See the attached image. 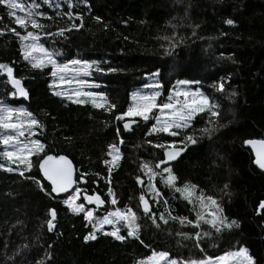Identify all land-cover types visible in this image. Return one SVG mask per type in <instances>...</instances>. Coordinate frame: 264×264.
I'll return each mask as SVG.
<instances>
[{
  "label": "trees",
  "instance_id": "obj_1",
  "mask_svg": "<svg viewBox=\"0 0 264 264\" xmlns=\"http://www.w3.org/2000/svg\"><path fill=\"white\" fill-rule=\"evenodd\" d=\"M69 1L71 7L65 5ZM64 8H70L72 20L63 22L56 10L45 8L50 15L40 18L45 26L41 42L60 51V61L75 55L93 60L89 79L116 108L98 109L91 101L77 104L66 96L55 95L54 87H50V66L33 69L23 59L21 41L8 31L0 35V63L13 69L29 96L27 100L13 97L7 72L0 69V101L31 112L42 125L34 129L33 138L46 145L47 154L69 157L76 168V179L87 174L86 183L78 181V186L106 199L104 207L93 208L98 215L111 207V187L117 199L114 209L127 206L136 212L139 238L128 237L121 224L120 234L126 237L123 241L107 235L109 231L99 230L95 231L96 239L85 241L84 237L94 229L83 213L74 214L63 204L69 193L54 199L42 192L30 178L41 176L36 157L31 158L33 168L25 170L3 155L11 147L0 144V264H136L153 251L191 260L216 257L241 246L249 249L257 264H264V210L257 213L264 200V172L254 166L253 155L245 144L248 138H264V0H64ZM78 16L83 17L82 27L65 31L63 36L55 35L73 23L80 24ZM0 17V27H16L23 34L2 5ZM227 19L234 24L228 25ZM173 36L177 43L170 48L169 41L163 38ZM97 67L105 71L98 72ZM108 68L118 71L108 72ZM155 70L164 93L179 79L198 81L206 94L221 105L218 124L224 127L212 138L203 137L196 145L188 146L170 166L179 178L178 186L187 182L198 186L197 195L202 190L213 196L224 209L223 215L229 222L236 220L238 228L217 232L206 223L194 229L178 220L168 219L164 224L158 218L154 224L143 213L139 201L142 192L157 217L160 213L167 217V209L172 216L195 220L192 205L179 193L165 188L158 177L154 183L167 204L163 200L154 204L147 187L136 181L139 175L147 183L140 170L142 161L156 164L164 159L162 150L153 145L173 139L166 134L146 135L157 111L150 114L148 122L141 117H125L137 122L131 131L124 130L125 120L116 119V115L126 112L130 94L144 81L143 76ZM221 78L227 80L223 94L212 87ZM232 92L236 94L230 97ZM206 119L197 117L199 122L194 127H203ZM184 135L182 132L176 138L177 147H181ZM149 139L153 145L147 143ZM114 143L122 159L109 177L103 161L110 159L108 146ZM9 167L15 170L8 171ZM50 209L57 211L53 231L46 223ZM111 228L105 226L107 230ZM196 232L201 233L199 244Z\"/></svg>",
  "mask_w": 264,
  "mask_h": 264
},
{
  "label": "snow or ice",
  "instance_id": "obj_2",
  "mask_svg": "<svg viewBox=\"0 0 264 264\" xmlns=\"http://www.w3.org/2000/svg\"><path fill=\"white\" fill-rule=\"evenodd\" d=\"M45 3L50 4L51 0H44ZM87 3V0H84ZM0 5H4L7 9L6 15L9 18L14 19L15 25L24 30L25 34L17 31L16 27L5 25L0 27V35H4L5 31L13 33L21 41V49L23 53V59L28 61L33 69L43 70L49 65L51 66V76L54 78L50 87H55L57 82L70 84L75 82L77 87L70 93L65 94L61 91H56L54 94L57 96H65L70 101L77 104H85L91 101L93 107L98 109H106L111 111L116 108L114 103H109L107 97L103 92L84 91V88L91 87L89 82L84 79H80V75L90 76L93 63L87 60H70L67 63H58L57 57L62 55L55 50H49L43 43H40V36L35 31H29L28 27L31 25L32 29H43L45 26L38 22L37 17L44 16L45 13L40 11L41 5L32 0L30 4L20 3L19 0H0ZM71 7V4L69 5ZM17 10L23 15H18ZM69 19L72 18V14L68 13ZM78 15V14H77ZM81 23H73L68 29H60L55 35L63 36L65 31H72L83 26V17L78 16ZM51 19V17H49ZM97 21L100 20L96 17ZM3 21V17H0V22ZM228 25H233L232 19L225 21ZM45 35H53L52 33H45ZM166 41H169V47L174 48L176 46L175 37H164ZM180 43L183 42V38H180ZM0 69H4L10 79L11 84L14 86L15 91L11 92L13 97L19 95L21 97H27L28 92L21 85V80L13 76V69L6 64L0 63ZM96 71L103 72L105 69L96 68ZM108 72H116V68L106 69ZM71 75V79H69ZM155 75V74H153ZM58 78V80H57ZM180 85H188L189 81H179ZM226 78H221L220 81L215 82L212 87L221 94L225 91ZM97 87H99L97 85ZM152 88L150 94H142L140 92L133 94V104L128 108L126 112L116 115V119L123 121L125 117H141L144 121H150V114L154 110L159 112V115L154 116L155 123L152 124L147 136H160L166 134L168 137L173 138L171 142H160L153 145V141L149 139L148 144L153 147L162 150L164 159L159 160L158 163L152 164L148 161H142L140 164V170L147 177V192L151 194L152 202L154 204H160L163 200L164 204L168 201L163 199V193L157 184L154 183L156 178H159V183H162L165 188L172 189L175 193H179L180 196L192 205V210L195 211V220H191L188 217H176L172 216L171 212L166 209L167 217L165 213H160L157 217L156 212L153 210L146 199V194L141 193L139 197L140 204L142 205V211L146 216H149L154 224H156L157 218L163 221L164 224L168 223V219L174 221L178 220L181 225H192L193 228H199L202 223H206L212 226L217 232L223 229H231L233 227H239L236 220L229 222L227 217L223 215L224 209L220 203L213 197L207 196L200 190V194L197 195L198 186L184 183L182 186H178V176L173 172L170 162L175 161L181 153L190 145H196L203 137L212 138V136L219 131L224 125L218 124L220 113L222 111L221 105L216 101L215 97H210L205 94L200 88L195 91L185 90L180 88L175 90L174 93L169 94V102L158 103V97L161 96L160 89L163 87L160 83L146 86ZM236 93L232 92L231 96ZM229 97V98H230ZM182 98V99H181ZM104 101V103H98L97 101ZM197 117H207L204 122V126L201 128H195L194 124L198 123ZM15 120V122H13ZM133 124H137L135 120L131 122H125L123 128L125 131H131ZM138 126V125H137ZM40 121L33 116V114L27 109L13 108L7 106L3 101H0V129L11 130L15 134H0V144L11 146L12 151H5L3 155L13 164H19L25 168V170H31L33 168L32 157L35 156L37 160L38 172L42 175L37 179L36 177H30L35 180L40 190L45 192L52 198H57L60 194H68L71 189V194L67 195V199H64L63 204L67 205L68 209L74 214H84V219L90 224H93V232L85 236V241L96 239L95 231L98 229L103 231L105 224L113 225L114 230L110 233H106L114 237L117 240L123 241L126 239L124 235L120 234V227L118 225L123 224L127 229L128 237H138L140 225L137 223L136 212L130 208L125 207L123 210L115 208L113 211H107L103 217H96L95 210L85 205L95 204L96 208H100L106 203V199H102L97 193L88 194V189H81L78 186L79 182L85 181V175L83 174L73 178V166L70 160L66 156L59 155L54 156L47 154L46 145L40 140L33 138L36 133L34 129L41 128ZM25 132L28 136L25 137ZM120 130L117 129V135L119 136ZM185 133L182 139H180L181 147L177 148L176 138L181 136V133ZM19 137H25V140H20ZM120 143L123 144V140L120 139ZM245 144L252 145L256 152V158L254 163L262 170H264V140H247ZM109 151L107 156L110 159H105L103 163L108 167L109 177L111 176L114 167H119V161L122 159V153L117 144H110L108 146ZM43 154V155H42ZM163 166V167H161ZM3 167V165H0ZM8 171H14L15 169L9 167ZM20 175H24L21 171ZM44 181L47 182L48 187L45 186ZM138 184L144 186L145 181L141 176L136 177ZM111 183V180H108ZM77 185L76 187H73ZM228 187L227 184L224 186ZM108 196L112 197L111 204L116 205L117 199L111 187L108 188ZM84 202L77 203L79 200ZM259 210H264V201H261ZM50 219L47 220V228L49 231L55 229V220L57 218V211L55 209L49 210ZM159 227V225H156ZM178 235H185L178 233ZM204 236L209 235L203 233ZM195 239L197 244L201 239V233H195ZM143 243V241H141ZM167 252H152L151 256L142 259L137 264H160V261L168 258ZM36 264H43V261H37ZM166 264H257L256 259L250 254L247 247H239L236 251H227L222 256L215 259L209 257L207 260H177L168 258Z\"/></svg>",
  "mask_w": 264,
  "mask_h": 264
},
{
  "label": "rangeland",
  "instance_id": "obj_3",
  "mask_svg": "<svg viewBox=\"0 0 264 264\" xmlns=\"http://www.w3.org/2000/svg\"><path fill=\"white\" fill-rule=\"evenodd\" d=\"M19 2L20 3H23V4H25V6H27L28 4H30L31 2H32V0H19ZM36 2L37 3H39L40 5H41V7H40V11H42V12H44L45 13V15L44 16H41V17H37V19H38V22L39 23H41V21H40V18H44V17H47V16H49L50 14L47 12V10L45 9V8H49V9H53V10H56V16H58L60 19H61V21H68L67 19H69V16L67 15L68 13H71V11L69 10L70 8H67V9H65L64 8V0H51V2H50V4H48V3H45L44 2V0H36ZM69 3H70V1L69 2H66L65 3V5H69ZM74 5L75 6H77L78 5V3H76V2H74ZM3 7H4V11H5V14H6V12H7V9H6V7L4 6V5H2ZM17 14L18 15H23L24 13H21V12H19L18 10H17ZM8 17V16H7ZM12 20H13V22H14V19L13 18H11ZM73 18H71L70 20H72ZM19 27V26H18ZM20 28V27H19ZM32 28H31V25H29V27H28V30L29 31H32L31 30ZM23 30V29H22ZM35 32L37 33V34H39V36H40V43H42L41 42V38H42V36L44 35V31L42 30V29H35ZM23 34H25V32H24V30H23ZM46 47V46H45ZM49 50H55V51H57L58 53H61L60 51H58V50H56V49H54V48H49V47H47ZM59 59H63V55H59L58 57H57V60H58V63H61V64H64V63H67L68 61H70V60H87V61H89V62H93V60H91V59H82V58H80L79 57V55H75L73 58H70V59H67V60H63V61H60ZM50 66V65H49ZM50 70H52L51 69V66H50ZM153 74H155V75H153ZM80 79H84V80H87L88 82H89V84L91 85V87H85L84 88V91H92V92H99L98 91V87H97V84L95 83V82H93L91 79H89V76H85V75H83V74H81L80 75V77H79ZM53 77H51V83L53 82ZM69 79H71V75H69ZM143 79H144V81L141 83V85H139V86H137L135 89H133L132 90V92H131V94H130V100H129V104H128V106H127V110H128V108L133 104V94L134 93H137V92H140V93H142V94H145V95H147V94H150L151 93V91H152V88H150V87H146V86H150V85H154V84H156V83H160L161 84V82L159 81V75H158V71L157 70H155V71H153V72H151V73H147V74H145L144 76H143ZM57 80H58V78H57ZM179 81H189V82H196V81H193V80H188V79H179V80H177V81H175V83H174V85L166 92V93H164V90H163V88H161L160 89V92H161V96L160 97H158V100H157V102L158 103H166V102H169V100H168V98H169V94L170 93H174V91L175 90H178V89H180V88H183V89H185V90H191V91H195L197 88H200V90L201 91H203L205 94H206V92L202 89V87L199 85V83L197 84V83H189L188 85H180L178 82ZM77 87V85L75 84V82H73V83H70V84H66V83H60V82H57V84H56V86L53 88V92L55 93L56 91H61V92H64L65 94H68V93H70L73 89H75ZM66 96V95H65ZM182 99V98H181ZM98 101H100V100H98ZM97 101V102H98ZM104 101H102V102H100V103H103ZM126 110V111H127ZM156 115H159V112L157 111L156 112V114L154 115V116H156ZM130 118V117H129ZM131 118H135V117H131ZM13 122H15V120L13 121ZM154 123H155V119H154ZM0 134H15L14 132H12L11 130H5V131H3V132H0ZM19 139H20V137H19ZM21 140V139H20ZM176 146V145H175ZM11 146H8V148H10ZM7 148V149H8ZM13 149L11 148V150H7V151H12ZM16 165H18V163L16 164ZM145 178H146V181H147V177L145 176ZM146 184L147 183H145V186H146ZM81 188V187H80ZM82 189V188H81ZM72 192V191H71ZM71 192L69 193V194H71ZM77 203H81L80 201H77ZM110 205H111V207L108 209V210H106V211H104L102 214H100V215H98L96 212H95V216L96 217H103L104 215H106V213H107V211H113V210H115L114 209V207L113 206H117V204L116 205H112L111 204V201H110ZM86 207H88V206H86ZM91 208V207H90ZM137 215V214H136ZM95 223V220L93 221V224ZM93 224H91V226L93 227ZM106 225H109V224H105L104 226H103V231H109V232H111V231H113L114 230V226L113 225H111L112 226V228L111 229H109V230H107V229H105V226ZM121 225V224H120ZM120 225H118V226H120ZM98 230V229H97ZM100 231V230H99ZM244 247V246H243ZM237 250V249H236ZM236 250H232V251H236ZM155 252H157V253H159V252H164V251H155ZM224 254V253H223ZM223 254H221V255H219V256H222ZM152 255V253L150 254V255H147V256H145V257H143V258H140L138 261H140V260H142V259H145V258H147L148 256H151ZM219 256H216V257H219ZM216 257H211V258H213V259H215ZM168 258H171V259H176V258H173V257H168ZM168 258H165V260H162V261H160V264H166V260L168 259ZM208 258H202V259H195V260H207ZM177 260H180V259H177ZM137 261V262H138ZM137 264V263H136Z\"/></svg>",
  "mask_w": 264,
  "mask_h": 264
},
{
  "label": "water",
  "instance_id": "obj_4",
  "mask_svg": "<svg viewBox=\"0 0 264 264\" xmlns=\"http://www.w3.org/2000/svg\"><path fill=\"white\" fill-rule=\"evenodd\" d=\"M14 76V75H13ZM16 77V76H15ZM17 79H20V78H18V77H16ZM21 80V79H20ZM9 85H10V87H11V89L13 90V91H15V88H14V86L11 84V82H10V79H9ZM21 85H22V87H24V85H23V82H22V80H21ZM25 88V87H24ZM26 89V88H25ZM27 91V90H26ZM18 96V98L19 99H23V100H27L28 99V96L27 97H21V96H19V95H17ZM131 121H133V120H126V121H124L123 122V124L125 123V122H131ZM247 140H256V141H259V140H264V138H248V139H246V141ZM247 146H248V148L250 149V151L252 152V155H253V163H254V160H255V158H256V152H255V149L253 148V146L252 145H248V144H246ZM177 147V146H176ZM177 148H179V147H177ZM186 151V150H185ZM185 151L183 152V153H181V155L180 156H182L184 153H185ZM179 156V157H180ZM67 157V156H66ZM178 157V158H179ZM68 158V160H70L71 161V163H72V166H73V178L75 179V172H76V168H75V165H74V163H73V161L69 158V157H67ZM177 158V159H178ZM176 159V160H177ZM172 162H174V161H172ZM172 162H170V163H172ZM254 165L259 169V170H261V171H263L264 172V170H262V169H260L255 163H254ZM41 175H42V173H40ZM73 187H75V185L73 186ZM71 191V189L69 190V192ZM93 193H96V192H93ZM93 193H88V194H93ZM98 194V193H97ZM101 196V195H100ZM102 198V197H101ZM103 199V198H102ZM262 201H264V200H262ZM84 202V201H83ZM105 205V204H104ZM104 205H102L100 208H102ZM86 206H91V207H95L96 208V205L95 204H92V205H88V204H86ZM259 208H257V213H259ZM51 218V217H50Z\"/></svg>",
  "mask_w": 264,
  "mask_h": 264
},
{
  "label": "bare ground",
  "instance_id": "obj_5",
  "mask_svg": "<svg viewBox=\"0 0 264 264\" xmlns=\"http://www.w3.org/2000/svg\"><path fill=\"white\" fill-rule=\"evenodd\" d=\"M22 82H23V81H22ZM26 90H27V89H26ZM27 92H28V91H27ZM246 146H247V145H246ZM247 147H248V146H247ZM251 153H252V152H251ZM253 164H254V163H253ZM254 166H255V165H254ZM255 167H256V166H255ZM256 168H257V167H256ZM75 176H76V172H75ZM75 179H76V177H75ZM76 186H77V185H75V187H76ZM71 191H72V190H71ZM71 191H70V192H71ZM70 192H69V193H70ZM85 206H86V205H85ZM104 206H105V205H104ZM104 206H103V207H104ZM88 207H91V206H88ZM91 208H95V207H91Z\"/></svg>",
  "mask_w": 264,
  "mask_h": 264
}]
</instances>
